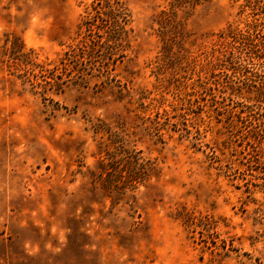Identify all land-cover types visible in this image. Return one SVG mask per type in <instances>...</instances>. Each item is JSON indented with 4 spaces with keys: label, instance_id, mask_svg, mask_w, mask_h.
<instances>
[{
    "label": "rangeland",
    "instance_id": "obj_1",
    "mask_svg": "<svg viewBox=\"0 0 264 264\" xmlns=\"http://www.w3.org/2000/svg\"><path fill=\"white\" fill-rule=\"evenodd\" d=\"M107 1L111 40L106 0H0V264H264V66L219 40L246 0Z\"/></svg>",
    "mask_w": 264,
    "mask_h": 264
},
{
    "label": "trees",
    "instance_id": "obj_2",
    "mask_svg": "<svg viewBox=\"0 0 264 264\" xmlns=\"http://www.w3.org/2000/svg\"><path fill=\"white\" fill-rule=\"evenodd\" d=\"M107 2L109 3L107 6H110V11L107 12V17L109 18H105L102 15L101 10L97 8V6H94L96 14L93 15L94 18L89 19L96 20L95 17H97V19L101 22L104 21L103 24H105L104 26L108 29L106 30L108 32L106 39L111 40L115 38V32L112 30L116 29V27L120 24L118 18L122 17L123 12L119 8L110 5V2L106 0V3ZM243 6H248L250 9L249 12H246L244 27L229 24L227 29L220 33L219 40L220 44L223 45L222 48H224L222 50L224 51L223 54L226 55L228 52V61H230L233 72L241 75L243 81L245 82L249 79L252 80L249 76L251 73H256L264 66V3H261V0H246V4ZM242 11H246V7H244ZM87 26L91 35V32H93V34L96 32V27L102 29L101 27L103 25L93 23L90 20L87 22ZM92 41L94 44L92 47L96 49L95 46L98 45L99 40H97V42H95V39ZM87 44V41H82L76 46H73L65 53L66 59L76 62L79 61L80 58L85 57L83 54ZM28 57L29 63H35L33 57ZM62 63L63 65L61 66L59 64H55L52 68H42L41 71H46L50 74L47 75L45 72L42 75L53 79L57 77L63 78L64 74L71 75L67 72L68 68L65 66L66 62ZM225 68H230L227 67L226 62ZM26 76L29 78L28 74H26ZM254 83V86L256 87V89H254L255 95L258 98L264 97V84L257 85L256 82ZM261 129L264 131V125L261 126ZM261 138L264 139V133Z\"/></svg>",
    "mask_w": 264,
    "mask_h": 264
}]
</instances>
